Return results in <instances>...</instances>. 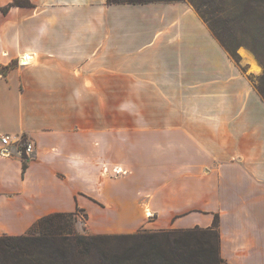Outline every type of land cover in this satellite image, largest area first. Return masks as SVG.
Here are the masks:
<instances>
[{"label":"crops","instance_id":"obj_1","mask_svg":"<svg viewBox=\"0 0 264 264\" xmlns=\"http://www.w3.org/2000/svg\"><path fill=\"white\" fill-rule=\"evenodd\" d=\"M29 1L0 0V67L13 64L0 73V135L34 143L0 156V236L77 209L115 232L135 231L145 208L158 229L218 215L224 260L264 264L252 61L241 67L187 2Z\"/></svg>","mask_w":264,"mask_h":264},{"label":"trees","instance_id":"obj_2","mask_svg":"<svg viewBox=\"0 0 264 264\" xmlns=\"http://www.w3.org/2000/svg\"><path fill=\"white\" fill-rule=\"evenodd\" d=\"M191 3L230 55L249 49L262 74L255 84L264 100V0H106L108 4ZM11 6H32L12 0ZM13 64L0 67L5 74ZM27 164L22 163L25 170ZM79 209L40 218L26 234L0 236V264H228L220 254L219 218L211 225L139 230L125 234H83L76 228Z\"/></svg>","mask_w":264,"mask_h":264},{"label":"rangeland","instance_id":"obj_3","mask_svg":"<svg viewBox=\"0 0 264 264\" xmlns=\"http://www.w3.org/2000/svg\"><path fill=\"white\" fill-rule=\"evenodd\" d=\"M230 1H233V0H230ZM189 4L193 7V5L191 3H189ZM194 10H195V8H194ZM198 15H199V13H198ZM238 52L241 53V56L240 55L238 56L237 62L239 63V65L241 67H242V65H244V62H243L244 57L242 56L243 52L250 53V55L252 56L253 64H251L250 67H252V69L254 70L253 65L256 66L257 70H255V71H258V73L250 75L249 78L254 84H256L258 82L259 76L262 74V66L259 64V62L256 59V57L254 56V54L249 49H247L246 47H244V46L238 47L237 53ZM243 69H245V66L243 67ZM112 173L114 175L118 174V173L122 174V170L119 168H113ZM77 213H78V217H77V222H76V228L80 233H83V234H89V235H93V234L111 235V234H113V235H116V234L134 233V232H137L139 230H146V231L160 230L158 228H152L155 225V223H154L155 219H154V216H152V214L149 213L147 208L144 209L142 219H140L141 222H140V224L135 225L136 230L133 232H115L119 228L114 227V225H115V223H113L114 219L112 220V222L108 223V221L110 219H103L100 217H95V218L90 219L89 216L86 214V212H84L81 209H79V211ZM190 219L192 221H198L200 219V217L194 216V217H191ZM98 227H99V229H98ZM100 227L102 229H100ZM104 227H106V228H104ZM98 230H101V231L105 230L106 232L102 233V232H98Z\"/></svg>","mask_w":264,"mask_h":264},{"label":"built area","instance_id":"obj_4","mask_svg":"<svg viewBox=\"0 0 264 264\" xmlns=\"http://www.w3.org/2000/svg\"><path fill=\"white\" fill-rule=\"evenodd\" d=\"M32 60L31 54H24L19 59V64H27ZM15 147L25 158L34 151V143L32 140L19 137L17 135L1 134L0 135V156H6L11 153V148Z\"/></svg>","mask_w":264,"mask_h":264},{"label":"bare ground","instance_id":"obj_5","mask_svg":"<svg viewBox=\"0 0 264 264\" xmlns=\"http://www.w3.org/2000/svg\"><path fill=\"white\" fill-rule=\"evenodd\" d=\"M243 56H244L247 60L252 61L251 63H253V60H251V58L249 57L248 53L243 52Z\"/></svg>","mask_w":264,"mask_h":264}]
</instances>
